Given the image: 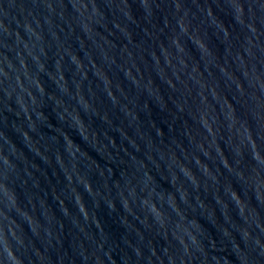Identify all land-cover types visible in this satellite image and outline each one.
Returning a JSON list of instances; mask_svg holds the SVG:
<instances>
[{"label": "water", "instance_id": "95a60500", "mask_svg": "<svg viewBox=\"0 0 264 264\" xmlns=\"http://www.w3.org/2000/svg\"><path fill=\"white\" fill-rule=\"evenodd\" d=\"M0 264H264V0H0Z\"/></svg>", "mask_w": 264, "mask_h": 264}]
</instances>
